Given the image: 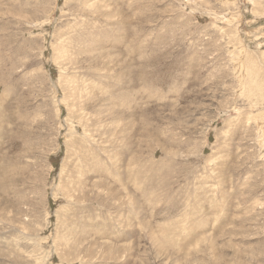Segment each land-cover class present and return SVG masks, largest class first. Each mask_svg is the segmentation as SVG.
I'll use <instances>...</instances> for the list:
<instances>
[{
    "label": "rangeland",
    "instance_id": "374dc122",
    "mask_svg": "<svg viewBox=\"0 0 264 264\" xmlns=\"http://www.w3.org/2000/svg\"><path fill=\"white\" fill-rule=\"evenodd\" d=\"M0 200V264H264V0H0Z\"/></svg>",
    "mask_w": 264,
    "mask_h": 264
},
{
    "label": "bare ground",
    "instance_id": "6f19581e",
    "mask_svg": "<svg viewBox=\"0 0 264 264\" xmlns=\"http://www.w3.org/2000/svg\"><path fill=\"white\" fill-rule=\"evenodd\" d=\"M0 203L3 204V205H6V202H5V204H4V201H1V200H0ZM4 211H5V210H4ZM6 245H7V244H6ZM6 256H7V255H6ZM12 257H13V256H12ZM10 258H11V257H10Z\"/></svg>",
    "mask_w": 264,
    "mask_h": 264
}]
</instances>
